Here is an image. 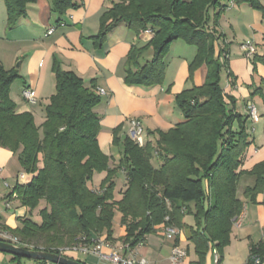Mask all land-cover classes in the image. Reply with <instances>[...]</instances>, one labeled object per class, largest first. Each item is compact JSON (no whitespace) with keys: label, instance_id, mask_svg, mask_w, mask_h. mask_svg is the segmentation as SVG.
<instances>
[{"label":"trees","instance_id":"trees-1","mask_svg":"<svg viewBox=\"0 0 264 264\" xmlns=\"http://www.w3.org/2000/svg\"><path fill=\"white\" fill-rule=\"evenodd\" d=\"M36 0H4L6 27L11 29L26 14V5ZM51 9L63 15L77 5L73 0H50ZM219 1L230 0H121L100 17L94 44L100 47L106 34L124 23L134 33L151 30L152 39L143 48L132 47L126 58V85L150 87L163 82L164 62L172 42L182 40L196 48L189 73L204 65L205 82L175 96L182 122L166 132H157L154 145L139 148L129 138L123 141L122 158L117 169L108 167V157L98 145L99 118L93 112L101 97L86 87L74 73L53 65L55 93L45 106L41 132L30 113H17L9 96L17 70H5L0 63V147L18 153L24 173L33 175L27 185L17 186V198L29 215L38 210L40 221L26 218L21 226L8 232L17 245L36 251L58 254V249L77 243L82 236L105 232L111 237L115 211L126 229L123 240L134 246L155 226L168 225L195 245L198 262L203 264L213 247L221 263L223 248L229 244L232 220L243 203L237 198L238 167L248 146V135L241 116L227 108L220 87L221 66L214 53L212 33L204 29L208 9ZM261 9L257 0H237ZM220 13V12H219ZM219 13L213 18L216 25ZM152 58L140 65L147 50ZM237 129H233L234 123ZM118 141L114 136L113 144ZM161 161L155 169L151 160ZM41 164V166H39ZM125 172L127 187L114 201L117 170ZM106 172L95 192L88 188L95 173ZM249 175L254 187L244 192L254 199L264 190V161ZM193 225L187 226L185 217ZM168 218V221H165ZM0 241L9 242L0 238ZM178 244V238H175ZM264 262V241L251 246L246 264ZM12 261L22 258L11 257ZM39 264L43 262H38Z\"/></svg>","mask_w":264,"mask_h":264},{"label":"crops","instance_id":"crops-1","mask_svg":"<svg viewBox=\"0 0 264 264\" xmlns=\"http://www.w3.org/2000/svg\"><path fill=\"white\" fill-rule=\"evenodd\" d=\"M120 1L73 0L77 7L58 15L52 11L50 0H36L26 5L25 16L18 20L16 26L8 29L4 0H0V63L5 70L15 69L18 73L9 92L16 112L30 113L41 132V125L45 121L44 108L55 93V63L63 71L74 73L93 91L102 88L105 95L93 112L100 123L98 145L108 157L110 169H117L120 164L122 144L128 138L130 119L139 120L143 129V146L139 148L143 149L148 143L154 145L158 131L166 132L183 120L175 96L184 90L202 86L206 76L204 65L189 76L196 48L177 40L170 44L163 59L164 78L161 84L150 87L126 85L125 66L130 49L133 46L145 47L152 34L148 33L151 31L149 29L136 34L126 24L119 23L106 34L100 47L94 44L100 17ZM257 1L261 9H254L237 0L219 1L208 9V22L204 26L214 36V53L221 66L220 87L227 108H234L235 113L241 116L249 142L238 167L241 174L236 191L237 198L245 207L244 217L238 228L232 226L229 245L220 264H246L251 246L264 241V190L257 193L253 200L244 196V192L255 184V178L248 172L264 161V0ZM217 13L219 18L214 25L213 18ZM49 29L53 31L47 34ZM243 44H252L255 52L246 54L241 49ZM151 58L152 50L147 49L140 58V65ZM24 89L33 91L37 99L35 104L23 99ZM248 103L256 107L259 116L256 123H252L248 117ZM233 129H237L236 122ZM114 136L117 145L113 144ZM151 164L155 169L161 165L156 153ZM21 174L24 177L19 179ZM32 176L23 172L18 153L0 147V224L6 230L20 227L26 218L33 221L34 210L29 215L28 209L20 204L16 191L17 186L27 185ZM105 177L106 172L95 173L87 184L88 188L99 191ZM114 182V201H119L127 187L125 172L117 170ZM191 218L185 217L187 226L193 225ZM120 219L121 214L115 211L111 237L105 232L92 234L87 237L88 243L101 239L111 243L120 253L134 252L152 263L167 264L171 242L163 237V225L155 226L153 233L131 246L130 241L123 240L126 229ZM177 238L178 245L187 252L186 264L198 262L195 245L188 240L186 231H181ZM123 246L128 249H123ZM102 250L108 252L105 248ZM213 251V247L207 251L203 264H212ZM11 257L0 253V264H39L37 261H12ZM65 257L81 264H103L90 254H67Z\"/></svg>","mask_w":264,"mask_h":264},{"label":"built area","instance_id":"built-area-1","mask_svg":"<svg viewBox=\"0 0 264 264\" xmlns=\"http://www.w3.org/2000/svg\"><path fill=\"white\" fill-rule=\"evenodd\" d=\"M53 29H49L47 34L52 33ZM147 32V31H146ZM148 33L152 34V31ZM241 49L248 55H251L255 52V47L252 44H243ZM95 94L99 97L105 95V91L102 88H96L94 90ZM22 97L30 104H35L37 99L34 96V93L30 89H24L22 91ZM248 117L252 123H256L259 120V116L256 110V107L252 103L247 104ZM130 128L128 132V138L136 144L138 147L143 146V129L139 120L130 119L129 120ZM24 177L23 174L19 176V179ZM8 186V185H7ZM245 207L242 208L241 212L235 216L232 220V226L238 228L241 225L242 219L244 217ZM165 221H168V218H165ZM162 234L165 240L171 242V247L169 250L167 264H186L187 252L184 248L174 243L176 237L179 236V230L173 226L163 225ZM0 238L8 240L10 243L15 244L16 239L7 232H0ZM128 249L127 246L122 248ZM103 248L108 250V252H103ZM58 254L65 256L67 254H90L97 258L100 263L103 264H155L142 257H139L136 253L130 252L128 254L120 253L115 249V247L106 241L101 239L93 240L90 244L88 243L87 237L82 236L78 239L77 243L71 246H65L58 249ZM255 264H260L258 258L255 259ZM41 264H51L48 262H43ZM212 264H220L219 256L216 251H213V261Z\"/></svg>","mask_w":264,"mask_h":264},{"label":"water","instance_id":"water-1","mask_svg":"<svg viewBox=\"0 0 264 264\" xmlns=\"http://www.w3.org/2000/svg\"><path fill=\"white\" fill-rule=\"evenodd\" d=\"M17 67L18 66L16 65V68ZM0 253L30 261L48 262L51 264H81L78 261L69 259L59 254L31 250L4 241H0Z\"/></svg>","mask_w":264,"mask_h":264},{"label":"rangeland","instance_id":"rangeland-1","mask_svg":"<svg viewBox=\"0 0 264 264\" xmlns=\"http://www.w3.org/2000/svg\"><path fill=\"white\" fill-rule=\"evenodd\" d=\"M4 5H5V2H4ZM5 9H6V7H5ZM18 23V22H17ZM16 23V24H17ZM16 24H15V26H16ZM18 63V61L16 62V64ZM15 64V65H16ZM12 86V85H11ZM17 96H18V98H19V100H20V97H19V95L18 94H16ZM17 98V99H18ZM40 127H38V129H39ZM40 208L42 207V204L39 206ZM40 208H36L35 210H34V212H33V214H32V219H33V221H40V215H39V209ZM192 219V218H191ZM192 221H193V219H192ZM229 245V244H228ZM227 245V246H228ZM227 246H225L224 248H223V253H224V250H225V248L227 247ZM23 262H34V261H30V260H26V259H23Z\"/></svg>","mask_w":264,"mask_h":264}]
</instances>
